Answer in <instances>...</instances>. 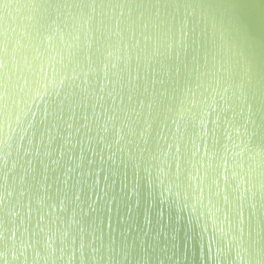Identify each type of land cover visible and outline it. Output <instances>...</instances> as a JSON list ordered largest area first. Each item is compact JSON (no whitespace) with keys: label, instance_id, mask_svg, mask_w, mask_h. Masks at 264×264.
I'll list each match as a JSON object with an SVG mask.
<instances>
[{"label":"water","instance_id":"95a60500","mask_svg":"<svg viewBox=\"0 0 264 264\" xmlns=\"http://www.w3.org/2000/svg\"><path fill=\"white\" fill-rule=\"evenodd\" d=\"M0 64V264H264V0H0Z\"/></svg>","mask_w":264,"mask_h":264},{"label":"snow or ice","instance_id":"6c2138e0","mask_svg":"<svg viewBox=\"0 0 264 264\" xmlns=\"http://www.w3.org/2000/svg\"><path fill=\"white\" fill-rule=\"evenodd\" d=\"M91 7L95 8V5L93 4V5H91ZM129 7H131V5H129ZM154 7L159 8V7H161V5H160V4H156V5H154ZM3 50H4L5 52H6V50H7V40H5V42H4ZM0 67H3V65L0 64ZM60 83L63 84L64 82L61 81ZM57 95L59 96V93H57ZM150 107H151V105H150ZM54 115H55V113H54ZM48 155H51V153H48ZM77 199H79V197H77ZM61 210H62V209H61ZM15 258H16V257L14 256V259H15Z\"/></svg>","mask_w":264,"mask_h":264},{"label":"clouds","instance_id":"9594fccd","mask_svg":"<svg viewBox=\"0 0 264 264\" xmlns=\"http://www.w3.org/2000/svg\"><path fill=\"white\" fill-rule=\"evenodd\" d=\"M242 182H243V179H241V183ZM236 258H237V260L241 259V250L240 249L237 250Z\"/></svg>","mask_w":264,"mask_h":264}]
</instances>
